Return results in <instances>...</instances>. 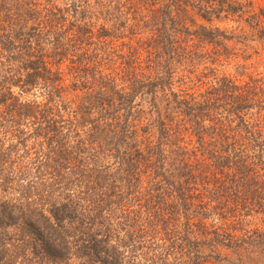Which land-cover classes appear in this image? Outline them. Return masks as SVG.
I'll return each mask as SVG.
<instances>
[{
  "label": "trees",
  "instance_id": "obj_1",
  "mask_svg": "<svg viewBox=\"0 0 264 264\" xmlns=\"http://www.w3.org/2000/svg\"><path fill=\"white\" fill-rule=\"evenodd\" d=\"M190 8L243 24L202 40L264 48V0H0V264H213L264 247L243 227L264 215V87L172 90Z\"/></svg>",
  "mask_w": 264,
  "mask_h": 264
},
{
  "label": "rangeland",
  "instance_id": "obj_2",
  "mask_svg": "<svg viewBox=\"0 0 264 264\" xmlns=\"http://www.w3.org/2000/svg\"><path fill=\"white\" fill-rule=\"evenodd\" d=\"M141 12L142 17L137 19L135 25L138 23L139 30L145 32L143 42L137 44L133 41V45L139 49L141 61H145L149 50L147 46L152 43L149 40L146 43L145 39L148 38L152 29L150 27L149 9L144 6ZM182 19L184 26L178 28V33L176 34V42L179 47L177 50L178 58L175 57V61L172 64L171 88L175 93L199 98L200 95L214 87L217 79L223 76L234 80L237 84L246 82L250 78L259 80L264 87V48L260 42H251V48L248 49L247 47L243 48L235 45L234 41L226 42L222 41V39L220 40V45L208 43L196 34L201 26L210 29L218 28L221 31H234V33L239 34V30L235 29L243 24L215 19L212 22H208L191 8L188 9L187 15L183 16ZM152 35H154L153 32ZM139 38L140 35L136 39ZM125 41L127 40L125 39ZM225 44L228 48L227 52L223 51ZM123 53L126 54V49H124ZM124 61L122 60L121 63ZM119 65L120 62L115 59V65L112 66L118 67ZM109 66L111 65L107 64V68ZM138 104V110L142 113L148 111L146 102L140 101ZM142 120V122L139 121V126L146 123L144 119ZM182 140V144L188 146L187 148L190 150L192 145H188L189 137L183 135ZM207 224H211V222L208 221ZM243 227L251 231L258 230L262 232L264 230V215L253 214L251 217H247L243 221ZM223 256L227 258L225 261L213 264H264V247L251 248L248 252L241 250L237 254H233L231 251H223Z\"/></svg>",
  "mask_w": 264,
  "mask_h": 264
}]
</instances>
